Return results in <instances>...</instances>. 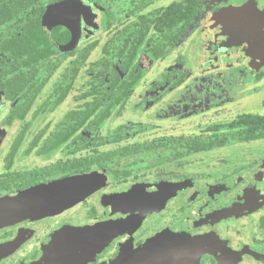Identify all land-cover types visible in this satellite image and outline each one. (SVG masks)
I'll list each match as a JSON object with an SVG mask.
<instances>
[{
  "label": "flooded vegetation",
  "instance_id": "flooded-vegetation-1",
  "mask_svg": "<svg viewBox=\"0 0 264 264\" xmlns=\"http://www.w3.org/2000/svg\"><path fill=\"white\" fill-rule=\"evenodd\" d=\"M243 116L264 117V0H0V264H137L175 238L161 264H264ZM54 184L63 208L2 204Z\"/></svg>",
  "mask_w": 264,
  "mask_h": 264
},
{
  "label": "water",
  "instance_id": "water-1",
  "mask_svg": "<svg viewBox=\"0 0 264 264\" xmlns=\"http://www.w3.org/2000/svg\"><path fill=\"white\" fill-rule=\"evenodd\" d=\"M229 13H230L229 15H232L231 14L232 12H229ZM226 16H228V14H226L225 17ZM226 21L227 20L224 19V22ZM235 27L237 28L235 36L237 38H241L242 35H244L245 28L242 26L237 27V24ZM62 188L64 189V187L61 184L59 185L54 184L48 187H42V188L31 191L30 192L31 194H25V195L10 199L8 201H4L2 202V204H11V208H18L19 207L18 204L24 203L28 199H34L36 197L37 200H39V203H41L42 205V208L41 210H39V212L40 211L41 212H45V211L51 212L55 207H57V205L63 208L69 204L67 200L70 197L62 196L59 193L60 192L59 190H62ZM78 194H85V191L82 190L81 193H76L72 195L71 198L79 197ZM14 219L16 218H11V222ZM171 243H172L171 247L169 248L165 247V249L157 248L159 244H152L149 247V249H144L140 251V256L137 259H134L133 262L137 264H161L162 261L163 262L166 261V259L164 258L165 256H168L169 254L173 255L174 252L177 251V249L175 248V245L179 247L180 244L183 242L181 238L180 239L175 238V240L171 241ZM177 260H179V257L177 258Z\"/></svg>",
  "mask_w": 264,
  "mask_h": 264
},
{
  "label": "trees",
  "instance_id": "trees-1",
  "mask_svg": "<svg viewBox=\"0 0 264 264\" xmlns=\"http://www.w3.org/2000/svg\"><path fill=\"white\" fill-rule=\"evenodd\" d=\"M236 122H246V127L241 132V138L247 134L251 140L264 139V117L243 116Z\"/></svg>",
  "mask_w": 264,
  "mask_h": 264
},
{
  "label": "rangeland",
  "instance_id": "rangeland-1",
  "mask_svg": "<svg viewBox=\"0 0 264 264\" xmlns=\"http://www.w3.org/2000/svg\"><path fill=\"white\" fill-rule=\"evenodd\" d=\"M247 99H245V100H243L241 103H244L245 101H246ZM259 102H256V105H254V107H256V108H259ZM241 110V109H240ZM225 115L223 114V115H218L217 117H219V118H222V117H224ZM230 117H232V116H226V118H230ZM185 125H187V127H189L190 125H189V123H187V124H185ZM182 126H184V125H182ZM181 126V127H182ZM184 260V257L183 256H181V263H182V261ZM178 264H180V255H179V262H178Z\"/></svg>",
  "mask_w": 264,
  "mask_h": 264
}]
</instances>
